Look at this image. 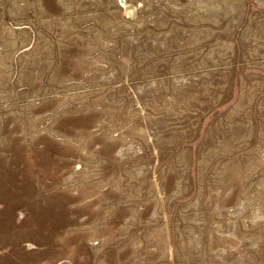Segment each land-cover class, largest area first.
<instances>
[{
  "label": "rangeland",
  "instance_id": "374dc122",
  "mask_svg": "<svg viewBox=\"0 0 264 264\" xmlns=\"http://www.w3.org/2000/svg\"><path fill=\"white\" fill-rule=\"evenodd\" d=\"M0 264H264V0H0Z\"/></svg>",
  "mask_w": 264,
  "mask_h": 264
}]
</instances>
